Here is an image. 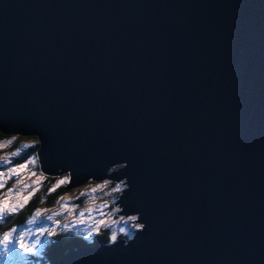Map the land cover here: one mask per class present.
Instances as JSON below:
<instances>
[{
  "label": "water",
  "instance_id": "obj_1",
  "mask_svg": "<svg viewBox=\"0 0 264 264\" xmlns=\"http://www.w3.org/2000/svg\"><path fill=\"white\" fill-rule=\"evenodd\" d=\"M0 132L66 190L136 183L142 241L52 264H264V0H0Z\"/></svg>",
  "mask_w": 264,
  "mask_h": 264
},
{
  "label": "snow or ice",
  "instance_id": "obj_2",
  "mask_svg": "<svg viewBox=\"0 0 264 264\" xmlns=\"http://www.w3.org/2000/svg\"><path fill=\"white\" fill-rule=\"evenodd\" d=\"M43 139L44 137L41 133H36L32 137V144H24L23 148L25 150L32 149L35 151L36 146L40 145ZM3 147L4 145L0 143V148ZM19 157V149L13 152L11 157L0 156V161H2L0 163V190L5 189L7 179L14 178L12 187H8L6 191H0V223H4L6 218L17 214L19 210L23 209L43 184L40 178H37L32 185L21 184V180L25 175L30 177L37 176L34 168L38 163V156L29 155L26 159L22 160ZM122 159L128 160L127 157H123ZM110 163L112 164V167L108 168L110 173L127 170L130 167V161L124 163L119 159H112ZM29 166H32V169ZM5 168L6 170H4ZM40 175H44L43 167L41 168ZM125 175H127V171H125ZM70 181L71 174L69 173L49 187L47 189L48 194H52L59 186L67 185ZM17 185H19L18 188ZM100 191H104L105 195H112L114 197L112 205H116V199L119 198L120 194L131 196L135 193L136 183L133 180L119 179L112 186L111 179H103L100 183L92 187L89 192L81 193L80 195H86L94 201L96 199V193ZM59 207L61 211H55L48 215H45V212L38 209L27 222L29 225H34L37 224L39 217L45 216V219L50 221V224L44 223L35 228H21L19 232H17L15 227H12L0 233V264H31L27 258L38 256L40 254L38 248H42L44 243L49 244L50 247L54 246L58 242L55 239L58 235L71 234L74 227L86 223V213L83 211L79 213L78 218L73 219L71 222L65 216V222L61 223V220L56 219V217L61 216L62 212H66L69 215L72 214L74 207L70 206L68 202L60 204ZM106 207H109V204L107 201H104L98 206L87 209V216L91 219V223L86 234L83 236V240L87 241L89 245H92L95 238L103 237V253H114L119 250V253L127 254L151 231V224L149 223L147 215L144 211L136 208L133 210L135 214L120 216V220L128 224L130 229H120V234L125 238L121 241L118 239L116 231H111L110 234L102 232V229L109 223L107 219L109 214L102 211ZM96 212L100 213L98 218L93 216V213ZM111 212H121V208L119 206H112ZM134 234L136 235L134 236ZM31 236H36V239H30ZM41 237H45V240L42 241L40 239Z\"/></svg>",
  "mask_w": 264,
  "mask_h": 264
},
{
  "label": "rangeland",
  "instance_id": "obj_3",
  "mask_svg": "<svg viewBox=\"0 0 264 264\" xmlns=\"http://www.w3.org/2000/svg\"><path fill=\"white\" fill-rule=\"evenodd\" d=\"M7 137H10V136H7ZM17 137H22V136H11L10 138H5L3 140H0V143H2L4 145L3 148H0V156L11 157L13 152H15L17 149H19L20 154H21V152L25 150L23 148L24 144H32V139H28L30 137H25L26 138L25 140H19V141H17ZM0 163H2V161H0ZM29 168L32 169V166H29ZM4 170H6V168ZM34 171L37 173V176L36 177H30V176L25 175L24 178L21 180V184H23V185H32L37 178H40L43 181V184H42V187H40L38 189V191L39 190H41V191L46 190L45 191L46 193H47L48 186L50 185V182L47 180V178L55 179L52 182V185H53L56 181L62 179L64 176L68 175V173H65V174L59 175V176H50V175L48 176L46 174L41 176L40 175L41 171H38L36 169V165H35ZM97 183H100V182H95V181L90 180L87 183L81 185L80 187L73 188L71 190H66L67 193H65L63 196H60L59 199L57 200L56 204L53 207L50 208V207H45V206L43 207L42 206V207H40L38 209L41 210L42 212H45V215H48V214H51L52 212H55V211H61L59 205L60 204H64L65 202H68L70 206L74 207L73 213L69 215L66 212H62L61 216L56 217V219H60L61 223H64L65 222L64 221V217L67 216L68 221L71 222L73 219L78 218L79 213L83 211V212L86 213V216H85L86 223L74 227L73 230H77V231H80L83 234H86V232L88 230V227H89V224L91 223V219L87 216V209L89 207L98 206V205L102 204L104 201L108 202V199L111 196V195H105L104 191H100V192L96 193V199L94 201H92L90 197H88L86 195H80L81 193L89 192L90 189L92 187H94ZM13 184H14V178L7 179L6 180L5 189L4 190H0V191H6L7 188L8 187H12ZM62 186L66 187L67 185H61L58 188H60ZM18 187H19V185H17V188ZM46 193L42 194L40 197H44V195H46ZM34 196L32 197V199H36L37 196L35 198H34ZM118 199L116 200V203H117ZM108 204H109V207L103 208L102 211L104 213L109 214L107 216V219L109 220V223L105 226V228L102 229V231L108 232L109 234L111 233V231H116L117 234H118V239H123L124 240L125 239L124 236H122V237L120 236L119 237L120 229L124 228V229L127 230V229H129V225L120 220V216H122V215H118L119 212L118 213L111 212V207L115 206V205H112L111 203H108ZM99 215H100L99 212L93 213V216H95L97 218L99 217ZM44 223L50 224V221H47L45 219V216H41V217H39L37 219V224L29 225L28 223H26V225H24L21 228H28V227L35 228L36 226L42 225ZM21 228L17 229V232H19L21 230ZM30 239H36V236H31ZM40 239L43 241V240H45V237H41ZM41 249L42 248H38V251H40Z\"/></svg>",
  "mask_w": 264,
  "mask_h": 264
},
{
  "label": "trees",
  "instance_id": "obj_4",
  "mask_svg": "<svg viewBox=\"0 0 264 264\" xmlns=\"http://www.w3.org/2000/svg\"><path fill=\"white\" fill-rule=\"evenodd\" d=\"M11 137V136H10ZM4 135L0 132V140H3L5 138H10ZM25 137H17V141L19 140H25ZM32 139V137L28 138ZM39 145L36 146L35 151L32 149L24 150L21 152L19 159H26L29 155L37 156V150ZM36 169L38 171L40 170V164L39 161L36 164ZM47 180L50 182V185L52 186V182L55 180L53 178H47ZM115 185V182H112V186ZM46 190L41 191L39 190L36 192L37 194L34 196L36 199H31L27 205L18 211L17 214H14L8 218H6V221L4 223H0V233L3 231H7L9 228L15 227L16 229H20L31 218L32 214L35 210H37L40 207H53L60 196H63L65 193H67L66 188L64 186L56 189L52 194L48 195ZM44 197H40L42 194H45ZM120 196V195H119ZM114 197L111 195L108 199V203L112 204ZM117 200V199H116ZM130 230V229H127ZM104 232V231H102ZM105 234H109L108 232H104ZM85 234L81 233L80 231L73 230L71 234H62L58 235L55 239L58 241L54 244V246H49V244L44 243L42 249L38 252L40 254L35 257H28V261L31 262V264H52L55 262H58L59 260L66 257L68 254H70L72 251L79 249L81 247H89V246H95L104 244L103 237H97L94 239V242L92 245H89L87 241L83 240V236ZM122 237L123 235L120 234L119 237Z\"/></svg>",
  "mask_w": 264,
  "mask_h": 264
}]
</instances>
